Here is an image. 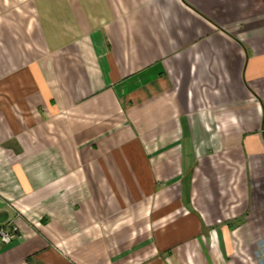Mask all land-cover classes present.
<instances>
[{
	"label": "crops",
	"instance_id": "crops-1",
	"mask_svg": "<svg viewBox=\"0 0 264 264\" xmlns=\"http://www.w3.org/2000/svg\"><path fill=\"white\" fill-rule=\"evenodd\" d=\"M0 264H264V0H0Z\"/></svg>",
	"mask_w": 264,
	"mask_h": 264
},
{
	"label": "built area",
	"instance_id": "built-area-1",
	"mask_svg": "<svg viewBox=\"0 0 264 264\" xmlns=\"http://www.w3.org/2000/svg\"><path fill=\"white\" fill-rule=\"evenodd\" d=\"M21 238V231L17 225H6L0 227V244L10 245Z\"/></svg>",
	"mask_w": 264,
	"mask_h": 264
}]
</instances>
